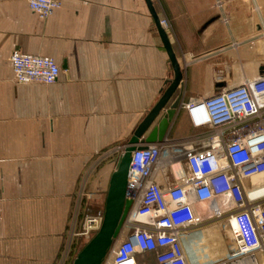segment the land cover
<instances>
[{
  "label": "crops",
  "instance_id": "0c3cea01",
  "mask_svg": "<svg viewBox=\"0 0 264 264\" xmlns=\"http://www.w3.org/2000/svg\"><path fill=\"white\" fill-rule=\"evenodd\" d=\"M60 1L42 20L27 0H0V264H63L80 177L96 155L125 149L175 75L146 0ZM222 1L221 10L217 0H152L182 73L167 137L196 132L182 107L190 99L264 76V0ZM14 51L53 58L58 81L15 84ZM223 225L185 235L189 264L229 257Z\"/></svg>",
  "mask_w": 264,
  "mask_h": 264
},
{
  "label": "built area",
  "instance_id": "2783aa9c",
  "mask_svg": "<svg viewBox=\"0 0 264 264\" xmlns=\"http://www.w3.org/2000/svg\"><path fill=\"white\" fill-rule=\"evenodd\" d=\"M27 3L42 20L62 6L60 0ZM216 4L224 9L222 0ZM160 25L166 29L167 21ZM10 62L17 85H54L60 76L51 57L14 51ZM182 107L193 135L165 136L132 152V205L104 264H139L138 256L147 253L157 264H189L185 235L213 221H223L232 240L229 257L214 264H264V181L244 186L264 177V76ZM101 224V217L88 218L76 236L89 238Z\"/></svg>",
  "mask_w": 264,
  "mask_h": 264
},
{
  "label": "water",
  "instance_id": "95a60500",
  "mask_svg": "<svg viewBox=\"0 0 264 264\" xmlns=\"http://www.w3.org/2000/svg\"><path fill=\"white\" fill-rule=\"evenodd\" d=\"M146 2L154 17L164 47L170 57L175 74L174 79L170 82L158 103L139 125L125 147L123 154L120 155L115 171L110 177L101 227L77 253L72 264H104L107 255L120 236L123 224L132 205V202L127 200L132 152L135 151L139 144H151L163 141L181 103L180 96L171 103L182 82L180 67L170 45L167 33L160 25V19L155 12L152 0H146ZM152 127L153 129L146 136Z\"/></svg>",
  "mask_w": 264,
  "mask_h": 264
},
{
  "label": "rangeland",
  "instance_id": "374dc122",
  "mask_svg": "<svg viewBox=\"0 0 264 264\" xmlns=\"http://www.w3.org/2000/svg\"><path fill=\"white\" fill-rule=\"evenodd\" d=\"M123 152L124 147L122 145L113 147L109 151L101 152L99 155L95 156L94 167L91 165V169L88 172L85 171L80 177L78 202L74 207V217L76 216L77 220L76 231L78 233L83 232L85 222L88 218L101 217L103 221L104 203L110 177L115 171L118 159ZM214 222L218 221H213V223ZM74 234L75 231L73 230L70 234V238L74 239L75 244L71 246L66 245L65 253H63L62 256L63 264H71L72 259H75L77 252L86 244L85 241H89L94 235L93 234L91 237L87 238L82 235L76 236ZM139 262L148 263V259L142 258Z\"/></svg>",
  "mask_w": 264,
  "mask_h": 264
},
{
  "label": "trees",
  "instance_id": "16d2710c",
  "mask_svg": "<svg viewBox=\"0 0 264 264\" xmlns=\"http://www.w3.org/2000/svg\"><path fill=\"white\" fill-rule=\"evenodd\" d=\"M73 262V261H72Z\"/></svg>",
  "mask_w": 264,
  "mask_h": 264
}]
</instances>
